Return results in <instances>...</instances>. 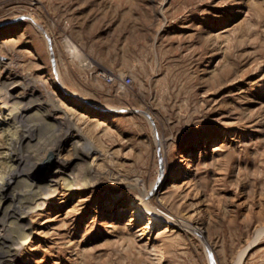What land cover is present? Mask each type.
Here are the masks:
<instances>
[{"label":"rangeland","instance_id":"374dc122","mask_svg":"<svg viewBox=\"0 0 264 264\" xmlns=\"http://www.w3.org/2000/svg\"><path fill=\"white\" fill-rule=\"evenodd\" d=\"M0 66V178L24 130L2 118L31 99L45 188L0 217L27 230L1 264H264V0H0Z\"/></svg>","mask_w":264,"mask_h":264},{"label":"bare ground","instance_id":"6f19581e","mask_svg":"<svg viewBox=\"0 0 264 264\" xmlns=\"http://www.w3.org/2000/svg\"><path fill=\"white\" fill-rule=\"evenodd\" d=\"M1 67V66H0ZM0 75H2V71H0ZM3 77H6V78H9V75H5L3 74L2 75ZM6 96H8V98H14L17 95L16 92H13V93H10V92H7L6 93ZM45 103V102H44ZM8 106V101L6 99H0V109H4ZM43 107L42 105V102H35V101H32L31 99L30 100H26V101H21L20 105L17 107L14 115L11 117V120H7L6 117H3L2 118V122H13L14 125L17 124L19 126V128L21 129H24L23 131L21 132H17V134H15V136H6L5 137V141L3 142V144L5 145L7 151L9 152V156L7 158H3V160L6 162V164L8 165L9 168H11L10 172L7 174V178H4V179H1L0 181V217L3 216L2 219H6L7 217H10V216H17L18 218H20L21 220L23 219L24 220V216L26 215V211L24 210V207L27 205V203L31 202L30 200L33 199L34 197H43L40 195V193L45 189L43 187V190L41 191V187L39 185V182L37 180H34L33 178L37 176H35V172H36V166L38 165V161L33 163L32 165H30L28 168H26V163L28 162L27 161V158L28 156H35L37 155V149H30L28 152H22V142L27 138V137H32L36 134L35 130L32 128V124L30 122H28V118H30V113H31V109L34 108V107ZM13 108H15V106H12V110ZM47 112H43V116L45 118H53L54 114L56 113V109L55 107L53 109H48L46 110ZM46 122V121H44ZM9 125V124H8ZM68 127V126H67ZM67 131H61L60 135L58 136L57 139L54 140V142L52 143V141L45 145V148H49L51 151L50 155L45 158L46 161L48 159H51L52 157V153L54 151H57V148H56V144H54L55 142H59V143H63L65 142L67 139H69L71 137V133H72V130L70 129H66ZM70 130V131H69ZM56 134L58 132H55ZM81 133V132H80ZM80 133H78L77 135L80 136ZM2 134V133H1ZM55 134V135H56ZM82 134V133H81ZM74 141V140H73ZM74 146V145H73ZM75 152L73 153L72 157L69 159V160H66V159H59L58 158V162L57 164L54 166H52V168L49 169L47 175L43 178H47V179H57V175L59 173H64L66 172V166L69 165V163H71V161H74L78 158H82L83 157V154H82V150L79 149V147H77V145L75 144ZM48 153V152H47ZM55 154V153H53ZM57 155V154H56ZM47 156V155H46ZM45 156H43L44 158ZM42 158V159H43ZM189 155L188 156H185L184 157V161H187L189 160ZM2 160V161H3ZM3 161V162H4ZM4 162V164H5ZM10 162V163H8ZM21 175H24L25 177H29L31 178L32 180L29 182V183H26L27 181L26 180H23V181H26L24 185H22V187H20V189L15 193L13 194L12 198L10 199V205L8 204H4L2 201H4V199L7 198L8 196V191L6 193V186L10 183V181L13 179L15 180L17 176H21ZM22 177V176H21ZM33 177V178H32ZM70 177V176H68ZM75 178V176H74ZM68 179V178H67ZM66 180V179H65ZM70 180V179H69ZM73 180V179H72ZM71 180V181H72ZM184 180V179H183ZM21 181V180H20ZM43 181V180H42ZM67 181V180H66ZM70 181V182H71ZM56 182V181H55ZM58 182V181H57ZM65 182V181H63ZM70 182H68L69 184H71ZM75 182V180L73 181ZM22 184V182H21ZM49 184V183H48ZM185 184V181L181 184H179L180 186H183ZM42 185V184H41ZM72 185V184H71ZM21 186V185H20ZM45 186V185H44ZM48 188V186H47ZM49 189V188H48ZM51 189V188H50ZM46 191V190H45ZM44 192V191H43ZM42 192V193H43ZM47 193H50L51 194V191L48 192L46 191ZM46 193V194H47ZM51 196V195H50ZM44 197H47V196H44ZM49 198V197H48ZM43 199V198H42ZM45 200V199H44ZM37 201V200H36ZM40 201V200H38ZM42 202V201H40ZM36 203V202H35ZM38 204V203H37ZM43 204V203H42ZM41 204V205H42ZM134 205V204H133ZM10 206V207H9ZM36 206V205H35ZM39 206V205H37ZM36 206V207H37ZM33 210V209H32ZM144 216L143 214V210L140 208L139 205H136L132 208L131 210V217L132 218H136V217H142ZM14 219V218H13ZM12 220V219H11ZM15 220V219H14ZM157 221L153 218V217H148L147 219V223L144 225L145 228H148L151 226V224L153 223H156ZM16 224L14 225L16 228L15 230L12 229V231H15L16 234L12 233L9 229H7L5 232L1 233L0 232V240L2 242V245L3 243H5V240L6 239H9L10 240V237H11V243L10 244H6L4 246H6V248L4 247L0 249V252H4V254H6V258L7 256H11L9 258H11L12 260L15 259V256H16V251H17V242H16V238L18 237V235H23L25 232H24V228L22 227V222H18L16 221L15 222ZM25 224V223H24ZM10 226V225H9ZM13 226V224H12ZM22 228V229H21ZM30 233V232H29ZM28 236V235H27ZM26 237V236H25ZM27 239V238H26ZM1 244V243H0ZM13 244V245H12ZM2 245H0L2 247ZM2 250V251H1ZM6 252V253H5ZM3 255V254H2ZM1 255V256H2ZM3 260L0 259V264ZM5 262V261H3ZM11 262V261H10Z\"/></svg>","mask_w":264,"mask_h":264},{"label":"built area","instance_id":"2783aa9c","mask_svg":"<svg viewBox=\"0 0 264 264\" xmlns=\"http://www.w3.org/2000/svg\"><path fill=\"white\" fill-rule=\"evenodd\" d=\"M104 79L107 80V81H111L112 80V77L110 75H105L104 76ZM124 81L126 83H130V78L129 77H126V78H124Z\"/></svg>","mask_w":264,"mask_h":264}]
</instances>
